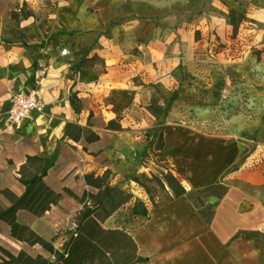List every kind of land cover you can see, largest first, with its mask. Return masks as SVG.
I'll return each instance as SVG.
<instances>
[{
    "label": "rangeland",
    "instance_id": "obj_1",
    "mask_svg": "<svg viewBox=\"0 0 264 264\" xmlns=\"http://www.w3.org/2000/svg\"><path fill=\"white\" fill-rule=\"evenodd\" d=\"M59 1L64 2L0 0V130L6 129L0 145L22 138L27 147L44 138L50 121L25 122L11 130L5 115L9 97L21 88L36 87L44 99L52 85L44 81L51 65H64L67 77L85 88L111 67L128 84L100 98L85 97L84 90L73 93L81 124H72L63 137L73 139L75 149L62 160L75 161L73 173L90 164L93 170L87 173L108 175L111 184L134 194L102 223L105 228L126 229L140 255L150 256L160 245L208 228L217 195L237 190L264 199V184L235 175L243 171L264 180V0H107L106 7L99 5L102 15L93 4L80 10L77 25L59 17ZM231 9L239 20L237 31ZM151 103L168 109L167 114L157 118ZM47 113L46 105L40 117L48 118ZM162 131L164 154L155 147ZM187 145L194 152L190 159L184 154ZM231 145L240 151L234 163L214 160L217 148ZM2 163L0 156L1 168ZM235 165L239 168L233 171ZM35 168L27 156L15 173L0 175V186L3 178L31 177ZM167 175L177 176L186 194L176 196ZM95 191L90 187L76 196L77 211L67 220L75 229ZM7 201L0 193L1 208ZM144 205L147 216L133 213ZM240 237L253 264H264V227ZM12 247L0 238V258Z\"/></svg>",
    "mask_w": 264,
    "mask_h": 264
},
{
    "label": "crops",
    "instance_id": "obj_2",
    "mask_svg": "<svg viewBox=\"0 0 264 264\" xmlns=\"http://www.w3.org/2000/svg\"><path fill=\"white\" fill-rule=\"evenodd\" d=\"M106 2L107 0H64L63 3L59 1L58 15L77 25V13L80 10L91 4L106 7ZM98 9L102 15L101 6ZM103 18L105 19V17ZM50 67L51 71L44 80L47 84L52 83L45 88L44 95L48 118L40 117L42 114H33L25 122L50 121L49 125L51 126L45 130L44 138L40 139L38 144L30 141L25 147L27 141L24 139L19 138V141L15 139L12 142L7 138L0 145V156L6 162L2 163L3 168L0 167V175L15 173L18 167L25 164L27 156L31 155L42 154L53 162V166L44 180L56 192L62 193V198L52 204L41 216H36L27 209H21L17 218L20 223L29 226L45 240L53 241L55 247L60 248L70 237L69 231L75 230L67 220L73 217L77 211L76 196L83 193L84 190L90 189L85 180V173L89 172L88 170H93L90 164L88 168L81 164L80 168L73 173L72 170L76 168L75 161L70 164L68 160L62 162L73 147L71 142L74 141L73 139H63V137L72 124L80 121V111L77 112L73 106L72 95L73 93L79 94L81 90H84L83 96L85 97L87 95L98 98L111 96V92L119 91L120 87L126 86L128 83H124L123 79L116 76V70H111L110 67L98 82L90 83L85 88L79 80L67 77L64 65L54 63ZM7 151H9V155ZM158 152L164 154L165 149L158 150ZM83 153L87 155L86 152ZM184 154L187 159L194 157V152L192 153L191 149H188V145ZM6 156H11L13 163L8 161ZM239 157L240 151L235 145H231L227 150L217 148L213 154L214 160L223 164L228 160L234 163ZM78 173L80 175H77ZM235 175H238L237 178L240 180L248 181L254 185L264 184V180H259L255 176H244L243 171ZM1 181L3 186H0V189L8 188L18 196H21L26 190L25 185L20 182L18 177L3 178ZM68 192L71 194H65ZM216 200V211L208 228L199 233L191 232L183 239H175L168 244L160 245L158 252L154 255L149 256L143 253L141 256L146 258L144 264H253L254 259L250 249L240 236L248 232L262 231L264 227V199L258 196L253 198L250 193L229 190L217 195ZM10 205L11 202L7 201L4 208ZM0 238L13 244L14 247L10 251L15 254L25 250L33 256L39 254L46 257L51 256V253L40 243L31 245L14 238L11 235V226L7 222L0 223Z\"/></svg>",
    "mask_w": 264,
    "mask_h": 264
},
{
    "label": "trees",
    "instance_id": "obj_3",
    "mask_svg": "<svg viewBox=\"0 0 264 264\" xmlns=\"http://www.w3.org/2000/svg\"><path fill=\"white\" fill-rule=\"evenodd\" d=\"M31 14H25L28 18ZM231 23L235 31L238 30L239 20L236 11L231 9ZM76 95L72 99L77 112ZM149 109L157 118L165 116L168 109L162 105L151 103ZM165 146L164 132L159 136L155 147L157 150ZM28 161L33 162L36 171L31 177L19 178L26 190L21 195H16L10 189L0 191L11 202L7 208L0 207V223L7 222L11 226V235L23 242L34 245L40 243L51 253V257L42 254L33 256L25 250L15 254L4 249L5 255L1 256L0 264H137L145 262L146 258L139 253V246L133 235L124 228H105L103 222L116 213L121 207L134 199V194L127 189L111 184L108 175L85 174L87 184L95 189L85 202L81 219L75 230L69 231L70 237L62 248H56L53 241H47L29 226L18 221V212L27 209L36 216H41L52 204L62 198V193L56 192L44 180L53 162L43 155L28 156ZM239 165L233 168L237 170ZM139 183V179L135 178ZM167 182L174 190L176 196L186 194L181 180L175 175H167ZM143 187L146 188L142 184ZM136 215L147 216L149 209L144 205L142 210L133 208Z\"/></svg>",
    "mask_w": 264,
    "mask_h": 264
},
{
    "label": "built area",
    "instance_id": "obj_4",
    "mask_svg": "<svg viewBox=\"0 0 264 264\" xmlns=\"http://www.w3.org/2000/svg\"><path fill=\"white\" fill-rule=\"evenodd\" d=\"M68 49H64L62 54H67ZM45 59L40 61L42 73L47 72ZM46 111V103L40 89L36 87L21 88L14 92L9 101V107L5 115L6 127L11 130H19L25 120L33 114H43ZM6 131L0 130V137Z\"/></svg>",
    "mask_w": 264,
    "mask_h": 264
},
{
    "label": "water",
    "instance_id": "obj_5",
    "mask_svg": "<svg viewBox=\"0 0 264 264\" xmlns=\"http://www.w3.org/2000/svg\"><path fill=\"white\" fill-rule=\"evenodd\" d=\"M216 199L215 198H213V201H215Z\"/></svg>",
    "mask_w": 264,
    "mask_h": 264
}]
</instances>
